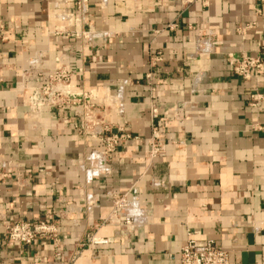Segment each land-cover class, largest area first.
I'll list each match as a JSON object with an SVG mask.
<instances>
[{
  "label": "crops",
  "instance_id": "crops-1",
  "mask_svg": "<svg viewBox=\"0 0 264 264\" xmlns=\"http://www.w3.org/2000/svg\"><path fill=\"white\" fill-rule=\"evenodd\" d=\"M183 2L0 0V264H177L189 238L264 264V0ZM230 55L260 57L259 76ZM58 69L130 135L106 161L73 108L27 102ZM18 221L55 232L9 245Z\"/></svg>",
  "mask_w": 264,
  "mask_h": 264
},
{
  "label": "built area",
  "instance_id": "built-area-1",
  "mask_svg": "<svg viewBox=\"0 0 264 264\" xmlns=\"http://www.w3.org/2000/svg\"><path fill=\"white\" fill-rule=\"evenodd\" d=\"M188 0H184L183 4ZM78 4L84 2V0H76ZM229 65L232 73L243 81H248L253 77L259 76L262 71L263 61L257 56L241 55L236 58L232 55L228 57ZM67 72L61 69L48 77L45 85L34 88L31 91L29 101L30 105L37 109L41 107H56L59 106L60 98H71L72 100L79 94L69 86H66ZM54 85V86H52ZM55 98V100H53ZM58 101H57V100ZM261 95L251 96V106L255 107L262 100ZM98 108V105H96ZM92 112L86 114V117H92L94 111H98L93 108ZM78 116L77 114H75ZM79 117V116H78ZM94 127V126H93ZM80 129H83V125L80 124ZM264 130V128H260ZM97 143L101 148L99 157L106 161L108 157L114 153V151L122 146L125 141L130 139V135L118 129L112 133L108 128H100L99 131L93 132ZM147 156L149 160H154L160 157L163 150V144L160 141L158 131L153 129L151 131L149 140L147 142ZM125 196H119L113 198V206L115 211L123 209L127 202ZM129 221L125 220L122 226L126 227ZM5 232V242L9 245L20 244L26 247L37 244L39 241L44 242L49 239L55 232L50 224L44 222L30 223L27 221H18L9 225ZM92 242L97 244L102 243V240L93 239ZM177 264H230L229 255L225 252L217 243L212 240H194L189 238L186 243L181 247L178 253Z\"/></svg>",
  "mask_w": 264,
  "mask_h": 264
},
{
  "label": "rangeland",
  "instance_id": "rangeland-1",
  "mask_svg": "<svg viewBox=\"0 0 264 264\" xmlns=\"http://www.w3.org/2000/svg\"><path fill=\"white\" fill-rule=\"evenodd\" d=\"M189 1L190 0L186 1V3H188ZM191 2H192V0H191ZM191 2H189L188 4H185V5L188 6ZM43 85H45V84H43ZM52 86H54V85H52ZM78 94H79L78 98L75 97L73 100L69 97H67V98H60L59 97L58 98L59 99V106H56L55 108H57L59 110H64V111H71V108H73L74 109L73 113L77 114L81 119L80 124L83 125L82 130H84L88 127H92V128L95 127L96 128L95 131H97V132L99 131L98 127H102V128L105 127V128L110 129L108 127L110 125H106L102 119L103 107H101L99 104L92 102L89 95L84 94L83 92H81V93L78 92ZM53 100H55V98H53ZM27 102L30 104L29 100ZM96 105H98V108L96 107ZM93 108L97 109L98 111H94L93 114H91V115H93L92 117H86V114L89 112H92ZM32 109H35V108L32 107ZM3 168L4 167H0V181H2L3 179H6L7 177L10 178V175H12L11 172L5 171V169H3ZM5 232H6V230H4V236H5Z\"/></svg>",
  "mask_w": 264,
  "mask_h": 264
}]
</instances>
